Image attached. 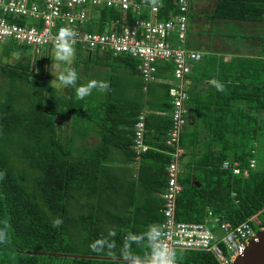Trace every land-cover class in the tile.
<instances>
[{
	"label": "trees",
	"instance_id": "trees-1",
	"mask_svg": "<svg viewBox=\"0 0 264 264\" xmlns=\"http://www.w3.org/2000/svg\"><path fill=\"white\" fill-rule=\"evenodd\" d=\"M135 1L159 2V19H168L177 11V0ZM90 9L89 31L102 32L112 20L134 17L131 11L103 5ZM207 17L264 22V0H215ZM260 37L264 44V36ZM16 48L29 50L25 59L10 63L0 58V233L4 234L0 264H52L44 260L46 256H61L72 264L99 260L113 264L131 261L120 258L142 260L152 254L147 233L164 220L161 194L171 161L163 151L171 125L170 84H146L140 75L139 95L129 104L110 100L101 106L90 99L61 95L49 82L52 75L44 62L33 67L28 46L12 42L5 56ZM76 50L94 58L105 54L138 73L140 60L130 55ZM192 64V72L185 76L188 121L179 140L182 190L176 197V220L202 222L210 209L233 225L255 216L251 224L257 232L264 226V45L258 57L234 55L224 60L222 54L208 52ZM173 66L172 62L156 64V75L171 80ZM107 81L109 88L103 91H118L120 81ZM212 81L221 84L222 90ZM69 87L68 91H75ZM82 108H88L90 122L96 118L89 115V109L95 110L96 123L104 132L103 145L77 147L76 113ZM141 113L145 141L151 148L140 155L137 177L129 185L145 190L129 192L125 169L108 165L103 155L112 135L121 130L118 125L123 124L129 128L120 131L126 138L119 145L127 155L122 162H134L135 123ZM67 119L71 131L63 136ZM252 158L256 165L247 177L221 168L227 159L248 167ZM56 219L63 221L59 227H53ZM68 233L75 245L79 243L83 256L63 254V236ZM78 233L81 237L76 239ZM97 241L103 243L94 250L91 245ZM185 251V264H221L211 251Z\"/></svg>",
	"mask_w": 264,
	"mask_h": 264
},
{
	"label": "built area",
	"instance_id": "built-area-1",
	"mask_svg": "<svg viewBox=\"0 0 264 264\" xmlns=\"http://www.w3.org/2000/svg\"><path fill=\"white\" fill-rule=\"evenodd\" d=\"M192 0H177L176 13L168 19H159L160 3L135 0H0V44L7 40L28 46L37 56L44 46L56 47L59 30L68 28L73 32L72 47L89 51H110L112 54H126L138 58L137 72L147 84L152 81L170 84L169 96L172 110L171 125L166 134L163 150L171 158L167 166V185L161 196L164 200L161 212L164 220L157 225L161 235L158 242L173 253L174 250H208L221 264H232L241 255L256 231L251 222L255 216L233 225L207 210L202 222L178 221L175 217L176 197L182 190L178 180L181 173L179 146L182 130L187 123L188 99L185 76L191 72L192 63L206 55L203 50L190 49L188 43L189 19ZM108 6L124 13L131 11L134 17L128 20H112L102 32L87 30L91 6ZM145 14L143 17L142 15ZM172 62L169 71L171 80L159 78L156 64ZM37 68V65H35ZM144 114L135 123L133 148L136 160L150 145L145 141ZM256 161L249 160L248 167H241L237 161L227 159L221 168L233 174L247 177ZM149 263L156 264L155 248ZM168 264H176L172 256Z\"/></svg>",
	"mask_w": 264,
	"mask_h": 264
},
{
	"label": "rangeland",
	"instance_id": "rangeland-1",
	"mask_svg": "<svg viewBox=\"0 0 264 264\" xmlns=\"http://www.w3.org/2000/svg\"><path fill=\"white\" fill-rule=\"evenodd\" d=\"M215 0H192L191 2V15L189 19V27L190 32L188 36V45L190 47L195 48V50H203L206 49L207 46L211 47L212 43H210L214 38L220 39L223 43H233V41H236L238 50H243L249 47V42H255L256 40L249 39L246 37V35L254 34L255 36H264V28L261 25H258V23L254 22V27H257L255 29H252V25L250 21H241V20H222V19H210L207 17L208 14L211 13L212 8L214 6ZM263 23V22H262ZM258 25V26H257ZM259 27V28H258ZM255 30H262L260 32H257ZM245 35V36H244ZM231 36V37H230ZM7 42V43H6ZM5 45H0V58L7 60L10 63H15L16 61L25 59L24 53H28L29 50H21L19 51L18 48L11 50L10 55L7 57L5 56L6 48H10V45H12L11 40H7ZM216 42V39H214V44ZM41 53L38 54V56H32L35 62L38 61L41 63L43 60V64L46 65V68L48 69L51 65V58L54 59L56 47H42ZM205 51V50H203ZM206 52V51H205ZM86 52L81 51L78 52L76 48H73V55L71 57V69L75 70L78 73V84H87L88 82L92 80H96L97 82H100V80H104V82H108V78L112 73H115L116 71L119 73L120 67L122 62L120 60H116L114 58H107L106 61H98L94 66L91 64H85L83 60H77L78 56H83ZM45 58V60H44ZM41 65V64H40ZM39 65H37V68ZM41 67V66H40ZM66 67V65L61 64L60 68L61 70ZM86 69V70H85ZM88 69V70H87ZM51 71V69H50ZM48 71V73H50ZM51 74V73H50ZM60 74V71H56L52 73V79L49 81L53 86H56L61 91H67L68 87L65 89V87L61 86L58 81V76ZM94 88L93 90H95ZM90 95H92V98L94 97V93L96 91H93ZM97 90V89H96ZM101 91V90H99ZM64 247L63 250L65 251L63 254L66 255H72V256H83L81 247L79 246V243H76V245L73 243L75 242V239L72 237L70 242V234H65L64 236ZM81 237L79 233L75 236L76 239ZM73 243V244H71ZM174 255H172V259L177 264H185L186 259V251L185 250H174ZM150 255L148 254L144 259L141 261H125V262H117L113 264H150L148 261L150 260ZM46 262L52 263V264H72L71 260H68L64 257H55V256H46L44 259ZM96 264H110L108 261L102 260L98 261Z\"/></svg>",
	"mask_w": 264,
	"mask_h": 264
},
{
	"label": "crops",
	"instance_id": "crops-1",
	"mask_svg": "<svg viewBox=\"0 0 264 264\" xmlns=\"http://www.w3.org/2000/svg\"><path fill=\"white\" fill-rule=\"evenodd\" d=\"M191 19V18H190ZM251 25H252V29H255L257 27H254V21H250ZM258 23V22H256ZM258 25L263 26L264 28V22H259ZM257 25V26H258ZM259 28V27H258ZM257 32H260L262 30H255ZM189 32H190V27H189ZM189 32H188V36H189ZM248 35V34H247ZM249 39L252 40H256L255 42H249V47L243 50H238L237 48V42L233 41V43H223L220 41V39L214 38L216 39V42L214 44V39L210 42L212 43L211 47H208L205 50L207 53L208 52H212V53H217V54H222L224 60H229L232 56L237 55V56H248V57H258L263 49V41L262 38L258 35L255 36L254 34H250L248 36ZM189 48H193L190 47L188 45ZM91 54V53H90ZM100 56V60L99 61H106V59L108 58L105 54H98L96 55V57ZM96 57L94 58L93 55H83V56H78L77 59L79 60H83L85 64H91L92 66H94L95 64H99L97 63ZM193 65V64H192ZM120 71L119 73L116 71L115 73H112L110 75V77L108 78V80L110 79H114L117 81H120V85H118V91H96L93 95L95 98H92V95H89L85 98H83V100L87 99V101H92L93 103H97L100 104L101 106L108 103L110 100L111 101H118L119 103L123 104V105H127L129 104L130 100L133 98H136L139 95V91H137L136 86L137 84L140 82V74L139 73H134L132 72L130 69H128L125 66H122L119 68ZM86 70V69H85ZM88 70V69H87ZM191 72H192V68H191ZM100 82H104V80H100ZM108 83V82H107ZM67 87H65L66 89ZM70 89V87H68L67 91H59V93L63 96H70V95H74L75 91H68ZM111 96V98H110ZM113 98V99H112ZM86 110H88V108H82V109H77V113H76V117H77V124H75V143L77 144V147H81V146H86V147H96V146H101L104 144V132H102L100 130V126H98V124L96 123V119L98 118L96 112L94 109H89L90 113L89 115L93 117H95L96 119L92 122L89 121V118H86ZM125 112V110H124ZM64 120H62L61 122H63ZM68 122H63V128H62V135H68L71 131V125L70 121L71 120H66ZM119 129H121L120 131H124L125 129H128L129 127L123 124L118 125ZM124 129V130H123ZM120 131H118L117 133L113 134L111 137V140L107 143L108 145V151H106L103 155V159H105L108 165H111L112 167L115 168H124L125 171V175L127 178V189H129V192H131V190H136L138 189V191H143L145 189H142V187L137 188L133 185H129L132 184L131 182L134 181L137 177V173H138V167H139V159L134 160V162H122V160H124L125 158H127V155L124 153L123 149L119 146L121 145L122 142H126V138H124V133H121ZM117 172H119V170H116ZM128 180L130 181L128 183ZM143 200V196L140 197V202Z\"/></svg>",
	"mask_w": 264,
	"mask_h": 264
},
{
	"label": "clouds",
	"instance_id": "clouds-1",
	"mask_svg": "<svg viewBox=\"0 0 264 264\" xmlns=\"http://www.w3.org/2000/svg\"><path fill=\"white\" fill-rule=\"evenodd\" d=\"M72 38H73L72 30H70L68 28H63V27L59 30L58 35H57V44H56L55 56H54V59L51 58V65L48 68V71H50V69H51V71H50L51 75H52V73H54L56 71H60V74L58 76L59 84L63 87H69V86L73 87L75 89V94H76L78 99H83V98L89 96L92 93V90L94 88H98L101 91L107 90L109 88V85L107 82H97L96 80H92V81L88 82L87 84H83V85L77 83L78 73L75 70L71 69V67H70L71 57L73 55V47H72V43H71ZM187 46H188V43H187ZM190 49H193V48H190ZM32 56H33V54H32ZM35 57H33V58H35ZM44 60H45V58H44ZM61 64L66 65V67H64L62 70L60 68ZM35 65L40 66V62L38 61L36 63L34 61L33 67H35ZM33 70H35V69H33ZM212 83L215 85L217 90H222L221 84H219L216 81H212ZM187 121H188V118H187ZM62 223H63L62 220L56 219L53 222V227H59ZM160 235H161V233H160L159 229L156 226H152L149 229V232L147 233V238L149 241H151L153 244L156 245L155 256H154L156 264H168L171 256L174 255V253L170 252L167 248H165L163 246L162 242H158ZM3 239H4V234L0 233V240H3ZM132 239L138 241L139 239H142V237H132ZM101 243H103V242L102 241L94 242L91 245V247L95 250ZM136 261H141V260H136Z\"/></svg>",
	"mask_w": 264,
	"mask_h": 264
},
{
	"label": "water",
	"instance_id": "water-1",
	"mask_svg": "<svg viewBox=\"0 0 264 264\" xmlns=\"http://www.w3.org/2000/svg\"><path fill=\"white\" fill-rule=\"evenodd\" d=\"M93 257L95 256H88ZM97 258V257H96ZM118 259L115 257H98ZM123 260H137L132 258H120ZM232 264H264V226L256 233V238L251 240L244 252L239 255Z\"/></svg>",
	"mask_w": 264,
	"mask_h": 264
}]
</instances>
